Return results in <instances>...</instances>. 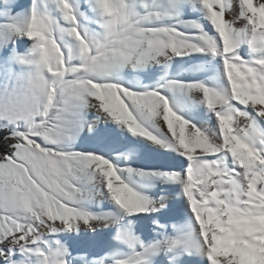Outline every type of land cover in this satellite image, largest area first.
Segmentation results:
<instances>
[{"label": "snow or ice", "instance_id": "obj_1", "mask_svg": "<svg viewBox=\"0 0 264 264\" xmlns=\"http://www.w3.org/2000/svg\"><path fill=\"white\" fill-rule=\"evenodd\" d=\"M0 264H264V0H0Z\"/></svg>", "mask_w": 264, "mask_h": 264}]
</instances>
